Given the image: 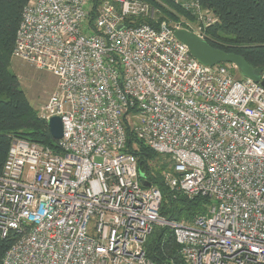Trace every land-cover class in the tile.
Segmentation results:
<instances>
[{"label":"built area","instance_id":"obj_1","mask_svg":"<svg viewBox=\"0 0 264 264\" xmlns=\"http://www.w3.org/2000/svg\"><path fill=\"white\" fill-rule=\"evenodd\" d=\"M170 1L198 26L156 19L144 0H28L11 55L57 77L38 113L59 116L62 136L60 153L10 143L0 233L19 236L1 264H154L155 226L173 231L186 264H264L263 72L255 81L234 63H201L174 32L206 40L217 17L198 0ZM129 132L171 163L169 190L208 199L202 213L160 214Z\"/></svg>","mask_w":264,"mask_h":264},{"label":"trees","instance_id":"obj_2","mask_svg":"<svg viewBox=\"0 0 264 264\" xmlns=\"http://www.w3.org/2000/svg\"><path fill=\"white\" fill-rule=\"evenodd\" d=\"M104 0H95V4ZM158 9L160 19L182 14L191 17L179 5L170 0H144ZM28 0H0V173L12 139L20 138L51 147L60 153L58 143L50 134L46 120L29 103L20 88L16 75L10 72L11 54L16 30ZM203 8L217 17L214 24L205 31V39L210 46L227 53L241 56L256 74L264 70V0H198ZM192 18V17H191ZM151 23L149 17L136 18V24ZM136 144L137 148L132 149ZM129 151L138 157L141 178L152 183L162 193L160 214L171 220L192 221L202 213L208 203L204 197H187L182 193L169 190L165 185L162 172L168 170L170 162H162L158 170L151 167L160 157L134 135L128 133ZM15 231L5 236L0 233V264L3 255L18 237ZM147 257L154 264H186L179 252L173 231L168 227L155 226L146 243Z\"/></svg>","mask_w":264,"mask_h":264},{"label":"rangeland","instance_id":"obj_3","mask_svg":"<svg viewBox=\"0 0 264 264\" xmlns=\"http://www.w3.org/2000/svg\"><path fill=\"white\" fill-rule=\"evenodd\" d=\"M153 7V6H152ZM154 8V7H153ZM156 19H160L158 9H151ZM163 19V18H162ZM171 24H185L189 21L193 22L195 26H198L196 20L191 17L183 16L182 14L175 17H166ZM11 73L17 76L20 88L25 93L29 103L38 111V109L48 100L50 93L57 84V77L46 69L37 68L26 60L11 55V62L9 66ZM136 115L131 116V121L137 122ZM157 161H153L151 167L154 170H158L159 165L167 159L163 156L157 158Z\"/></svg>","mask_w":264,"mask_h":264},{"label":"water","instance_id":"obj_4","mask_svg":"<svg viewBox=\"0 0 264 264\" xmlns=\"http://www.w3.org/2000/svg\"><path fill=\"white\" fill-rule=\"evenodd\" d=\"M174 35L189 47L190 53L201 63L205 65H212L220 62L234 63L238 67L242 76L251 78L255 81L260 79V76L254 72L253 67L250 66L241 56L214 48L210 46L206 40L200 39L195 34L185 29L175 30ZM261 83L264 86V81ZM46 125L54 140L61 138L62 123L59 116H51L46 120ZM142 184L145 186L149 185V183H145L144 180L142 181Z\"/></svg>","mask_w":264,"mask_h":264}]
</instances>
